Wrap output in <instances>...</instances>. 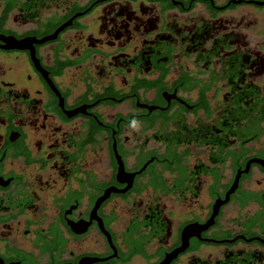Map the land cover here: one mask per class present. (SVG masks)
Returning <instances> with one entry per match:
<instances>
[{"label": "flooded vegetation", "instance_id": "flooded-vegetation-1", "mask_svg": "<svg viewBox=\"0 0 264 264\" xmlns=\"http://www.w3.org/2000/svg\"><path fill=\"white\" fill-rule=\"evenodd\" d=\"M73 18L0 40V264H160L238 173L171 264H264V0H0V37Z\"/></svg>", "mask_w": 264, "mask_h": 264}, {"label": "water", "instance_id": "water-1", "mask_svg": "<svg viewBox=\"0 0 264 264\" xmlns=\"http://www.w3.org/2000/svg\"><path fill=\"white\" fill-rule=\"evenodd\" d=\"M75 18L71 19L70 21H68L67 23L62 25L59 29H57V31L53 35H51L47 38H44L41 41H35L34 39H25V40L19 41L13 37H0V40H2L5 43V46L3 47L4 49H19V50L27 49V48H29L28 47L29 45H32L34 43L44 44L46 42L56 40L58 35L61 32H63L66 28H68L69 26L72 25V22ZM254 163L264 165V162H262L261 160H251L248 162L246 170L243 173H248L251 165ZM121 165H122V163H121ZM122 168H123V166H122ZM240 177H241V173H238L236 178H235L233 186L231 187V189L226 194V198L224 200H222V199L217 200V202L215 203L214 208H213L214 213H213L211 219L203 226L198 225V224H191V225L186 226L182 231V235H181L182 244H181V246L179 248L175 249L174 251H172L171 253L167 254L166 258L160 264H171V263H173V261H175L181 254H184L187 251V249L189 248V242H190L191 238L199 237V235L202 231L207 230L208 228H210L214 224V219L218 215L220 208L230 202L231 196L238 189ZM105 199H106V197L103 198L101 201H103Z\"/></svg>", "mask_w": 264, "mask_h": 264}, {"label": "trees", "instance_id": "trees-1", "mask_svg": "<svg viewBox=\"0 0 264 264\" xmlns=\"http://www.w3.org/2000/svg\"><path fill=\"white\" fill-rule=\"evenodd\" d=\"M252 134V133H251ZM259 137H260V134H257V135H255V140H258L259 139ZM251 200H259V199H257V198H251Z\"/></svg>", "mask_w": 264, "mask_h": 264}]
</instances>
